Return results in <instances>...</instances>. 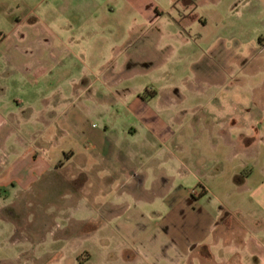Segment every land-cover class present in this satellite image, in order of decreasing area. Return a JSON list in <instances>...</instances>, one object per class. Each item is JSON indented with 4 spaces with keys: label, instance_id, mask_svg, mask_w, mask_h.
<instances>
[{
    "label": "rangeland",
    "instance_id": "obj_1",
    "mask_svg": "<svg viewBox=\"0 0 264 264\" xmlns=\"http://www.w3.org/2000/svg\"><path fill=\"white\" fill-rule=\"evenodd\" d=\"M243 4L234 0L233 14H221V28L187 30L195 38L203 34L210 44L187 43L181 29L169 28L160 30L168 36L164 41L147 44L148 25L140 38L128 35L122 44L105 46L97 66L77 61L71 79L78 88L63 80L55 96L62 124L38 125L34 131H40L46 159L64 162V152L71 150L79 155L56 171L30 173L31 182L0 185V264L102 262L100 251L106 244L98 228L105 217L143 203L125 200L135 186L108 178L85 157L96 144L84 135V122L111 149L139 152L131 166L140 178L152 179L147 185L152 191L147 190L158 194L152 207L159 228L169 207L161 194L184 191L199 197L219 161L225 168L239 163L230 157L231 142L219 138L224 128L219 122L264 116V8L256 5L248 12L251 23L243 29L226 23L233 16H246ZM88 49L96 54L98 46ZM135 55L144 59L137 61ZM99 65L107 69L108 81L96 75ZM90 83L93 87L83 90ZM153 114L159 116V126L137 120ZM131 129L137 134L126 136Z\"/></svg>",
    "mask_w": 264,
    "mask_h": 264
},
{
    "label": "crops",
    "instance_id": "obj_2",
    "mask_svg": "<svg viewBox=\"0 0 264 264\" xmlns=\"http://www.w3.org/2000/svg\"><path fill=\"white\" fill-rule=\"evenodd\" d=\"M256 5L264 8V0H244L246 16H233L227 25L245 28ZM234 8V0H0V185L31 182L30 173L56 171L78 157L71 150L64 152V162L46 159L40 131H34V126L62 124L55 96L63 80L78 88L71 79L77 61L97 66L105 46L122 44L128 35L140 38L148 25L147 44L164 41V28L181 29L187 43L210 44L203 34L195 38L187 30L221 28V14H233ZM90 45L98 46L96 54ZM96 72L108 81L104 66ZM153 116L137 120L159 126V116ZM84 124V135L96 144L85 157L108 178L135 186L125 200L143 201L105 217L98 229H103L106 245L97 264H264V116L219 122L224 126L219 138L231 142L230 157L239 163L225 168L219 161L199 197L162 191L160 200L169 206L167 216L160 217L162 228L152 207L158 194L147 190L152 191V179L140 178L131 166L139 152L111 149L101 133ZM164 130L159 127V133ZM135 134L134 129L125 131L128 137Z\"/></svg>",
    "mask_w": 264,
    "mask_h": 264
}]
</instances>
